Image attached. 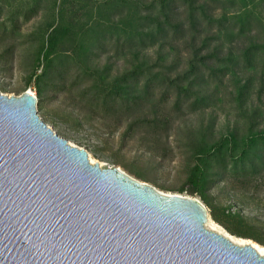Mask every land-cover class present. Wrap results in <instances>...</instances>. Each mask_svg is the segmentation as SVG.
Returning <instances> with one entry per match:
<instances>
[{"label": "trees", "instance_id": "1", "mask_svg": "<svg viewBox=\"0 0 264 264\" xmlns=\"http://www.w3.org/2000/svg\"><path fill=\"white\" fill-rule=\"evenodd\" d=\"M254 1L52 0L55 18L46 24L41 57H37L36 68L30 75L37 88V102L45 99L50 86L72 94L88 111L118 121L129 118L125 139L140 130L155 137H169L174 113L185 106H209L210 97L202 90L205 82L223 78L236 68L261 64L264 69V38L242 48L229 47L225 54L218 41L223 32L234 34L238 28L235 35L241 37L254 29V12L250 9ZM236 4L239 7L232 8ZM218 10L222 11L219 16L215 14ZM35 11L30 9L25 17H31ZM188 35L187 57L182 59L180 43ZM108 41L127 50L154 49L157 59L151 63L136 55L129 69L110 78L108 66L93 65L95 49ZM182 60L185 67L179 69ZM244 79V83H234L239 107L251 93L254 81ZM81 80L88 83L79 89ZM257 115L258 107L252 106L251 124L243 134L229 130L208 140L210 123L205 129L201 124L193 131L196 147L189 160L187 183L189 192L199 194L209 206L216 222L233 234L264 244V238L252 232L231 228L204 193L221 181L249 192L264 189V127L252 124ZM201 131L207 135L198 136ZM185 189L186 185L180 191ZM260 227L264 230V224Z\"/></svg>", "mask_w": 264, "mask_h": 264}, {"label": "water", "instance_id": "2", "mask_svg": "<svg viewBox=\"0 0 264 264\" xmlns=\"http://www.w3.org/2000/svg\"><path fill=\"white\" fill-rule=\"evenodd\" d=\"M37 101L0 91V264H264L206 226L199 198L91 162Z\"/></svg>", "mask_w": 264, "mask_h": 264}, {"label": "rangeland", "instance_id": "3", "mask_svg": "<svg viewBox=\"0 0 264 264\" xmlns=\"http://www.w3.org/2000/svg\"><path fill=\"white\" fill-rule=\"evenodd\" d=\"M52 0H0V91L8 95H19L25 90H30L37 96L34 78L30 75L36 68L37 57H41V48L45 40L46 24L55 16L52 9ZM239 7L236 4L232 8ZM36 11L31 17L25 14L30 9ZM254 14L253 30L243 36L235 33L223 32L218 41L223 45V54L229 47H245L253 41H262L264 38V0H255L251 5ZM233 11V10H230ZM236 11V10H235ZM216 15H221L218 10ZM118 15V14H117ZM116 15H111L113 18ZM237 24V23H236ZM209 35V34H207ZM206 35V36H207ZM196 44L200 43L203 38ZM260 38V40L258 39ZM190 36L180 43L179 52L183 58L187 57L185 48L189 47ZM106 43V44H105ZM103 46L95 49L94 67L108 66L107 73L110 78L115 77L130 68L137 55L139 59H146L154 63L157 53L154 49L145 48L127 50L117 47L114 41L105 42ZM239 51V50H238ZM236 53V52H234ZM238 54V52H237ZM178 57V56H177ZM179 69L185 66V61ZM242 67H245L242 65ZM243 70V71H242ZM245 70V71H244ZM41 68L37 69L39 73ZM245 78H252L253 86L246 101L239 107L236 100L235 81L244 83ZM79 89L88 82L81 80ZM263 84V85H262ZM261 90H259V88ZM49 91L43 101L37 104L40 117L58 134L67 138L70 143L85 148L90 158L100 162H107L119 166L131 176L150 183L157 189L166 193H181L201 199L197 193H190L187 183V169L191 166V154L196 147L192 133L201 124L204 129L210 123L208 140L217 139L222 133L235 130L243 134L249 128L251 121V107L259 109V115L254 118V126L264 127V69L246 67L232 69L223 78L215 77L214 82H205L202 90L209 96L207 107L192 109L185 106L180 112L173 114L174 120L169 137L152 136L143 130L133 134L130 139H125L127 121L103 117L98 113L88 111L82 102L73 98L72 94ZM205 137V131L197 133ZM234 183L219 184L205 189V196L210 201L216 212L225 218L228 225L238 231H249L264 238V189L258 192L244 191L234 188ZM187 187L180 191L182 186ZM206 205L209 219L222 227L228 234L262 243L250 237L238 236L228 231L223 225L216 222Z\"/></svg>", "mask_w": 264, "mask_h": 264}, {"label": "bare ground", "instance_id": "4", "mask_svg": "<svg viewBox=\"0 0 264 264\" xmlns=\"http://www.w3.org/2000/svg\"><path fill=\"white\" fill-rule=\"evenodd\" d=\"M91 162H94L96 161V159L94 158H90ZM206 226L216 232H219V233H222L223 235L227 236L228 238H230L232 241H234L235 243H238V244H245V243H248L250 242L249 239H245V238H241V237H236V236H233V235H230L228 234L222 227H220L218 224H216L213 220L209 219L208 222L206 223ZM254 245V247L258 250V252L261 254V255H264V246L263 245H260L258 244L257 242H250Z\"/></svg>", "mask_w": 264, "mask_h": 264}]
</instances>
